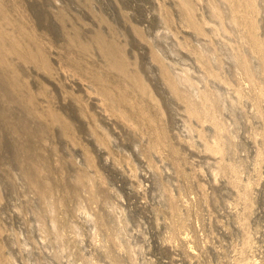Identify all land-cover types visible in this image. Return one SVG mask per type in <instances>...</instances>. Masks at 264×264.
Listing matches in <instances>:
<instances>
[{"label":"rangeland","instance_id":"obj_1","mask_svg":"<svg viewBox=\"0 0 264 264\" xmlns=\"http://www.w3.org/2000/svg\"><path fill=\"white\" fill-rule=\"evenodd\" d=\"M184 1L0 0V264H264V0Z\"/></svg>","mask_w":264,"mask_h":264},{"label":"bare ground","instance_id":"obj_2","mask_svg":"<svg viewBox=\"0 0 264 264\" xmlns=\"http://www.w3.org/2000/svg\"><path fill=\"white\" fill-rule=\"evenodd\" d=\"M184 3L187 6V8H189V9H191V8L194 7V4L190 0L189 1H184ZM217 150L222 151V149L219 148V146H218V149Z\"/></svg>","mask_w":264,"mask_h":264}]
</instances>
